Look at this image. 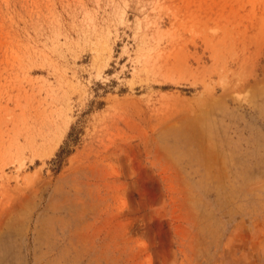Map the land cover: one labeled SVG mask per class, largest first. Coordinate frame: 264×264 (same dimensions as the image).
<instances>
[{
    "label": "rangeland",
    "instance_id": "rangeland-1",
    "mask_svg": "<svg viewBox=\"0 0 264 264\" xmlns=\"http://www.w3.org/2000/svg\"><path fill=\"white\" fill-rule=\"evenodd\" d=\"M0 264H264V0H0Z\"/></svg>",
    "mask_w": 264,
    "mask_h": 264
},
{
    "label": "bare ground",
    "instance_id": "bare-ground-1",
    "mask_svg": "<svg viewBox=\"0 0 264 264\" xmlns=\"http://www.w3.org/2000/svg\"><path fill=\"white\" fill-rule=\"evenodd\" d=\"M203 121V123H205L204 121H206V120H202ZM202 122H201V124H203ZM208 123V122H207ZM207 123H205V124H203V126L201 127L202 128V130H203V132L205 133V132H210V125L209 124H207ZM1 247H3V246H1Z\"/></svg>",
    "mask_w": 264,
    "mask_h": 264
}]
</instances>
